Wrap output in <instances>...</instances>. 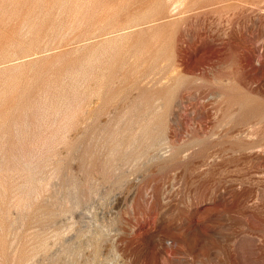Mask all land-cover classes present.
Listing matches in <instances>:
<instances>
[{"label":"rangeland","instance_id":"1","mask_svg":"<svg viewBox=\"0 0 264 264\" xmlns=\"http://www.w3.org/2000/svg\"><path fill=\"white\" fill-rule=\"evenodd\" d=\"M0 264H264V0H0Z\"/></svg>","mask_w":264,"mask_h":264}]
</instances>
